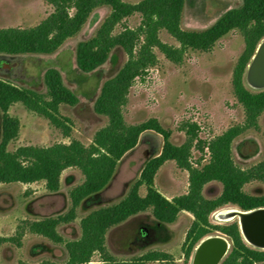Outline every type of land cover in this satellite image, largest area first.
Masks as SVG:
<instances>
[{
    "label": "trees",
    "instance_id": "trees-1",
    "mask_svg": "<svg viewBox=\"0 0 264 264\" xmlns=\"http://www.w3.org/2000/svg\"><path fill=\"white\" fill-rule=\"evenodd\" d=\"M44 1L53 8V12L36 27L0 29V55H53L67 40L81 32L95 10L106 7L110 14L96 35L77 46V67L85 74L93 73L107 63L117 48L124 51L128 60L119 73L102 86L94 111L107 118L108 124L96 133L88 147L72 141L68 145L20 147L9 152V145L18 139L21 129L19 119L10 115L12 106L23 105L69 138L72 122L61 115L60 108L75 107L79 99L64 85L61 74L55 69L45 74L46 95L18 88L0 79V184L44 182L48 192L58 193L62 175L67 169L76 168L84 177L83 183L70 193L72 206L66 215L33 222L28 229L55 244H64L57 233L58 226L72 223L82 203L110 185L120 161L138 146L141 137L155 133L163 139L161 154L148 161L121 202L95 211L82 221L81 239L65 243L69 256L66 264H90L95 253H106L105 238L110 229L148 211L158 223L166 225L175 223L180 213L193 216L194 222L183 245L185 264L200 242L215 234L224 236L231 244L230 252L221 264H264V251L247 245L237 222L228 225L210 222L212 214L227 206L242 211L264 208V196L254 197L244 192L247 184L264 181V162L245 171L235 165L232 156L234 141L248 130H259V120L264 114V91L251 92L245 86L247 67L264 39V0H242L241 7L226 12L212 27L202 32L182 29L186 0H142L135 4L124 0ZM135 15L141 18L139 27L131 29L124 26V21ZM119 26L123 29L116 33ZM162 31L175 39L179 47L164 43L160 38ZM233 31L240 32L245 42L232 77L234 95L245 112L243 125L233 126L221 136L207 141L200 138L198 124L187 122L180 128L186 135V141L176 146L171 142L172 131L165 129L157 119L137 125L126 123L124 109L130 90L138 80H145L149 70L158 65L156 50L178 65L183 63L189 51L211 52ZM194 150L201 154L196 161L198 165L208 155L207 163L201 168L194 166ZM167 162H175L179 169L189 174L187 194L172 200L160 194L155 186V178ZM212 182L220 183L223 191L217 199L207 200L203 191ZM142 188L146 190L144 197L140 195ZM22 234L16 238L0 235V249L7 243L20 246ZM167 260L166 254L150 253L140 261ZM104 264L115 263L110 260Z\"/></svg>",
    "mask_w": 264,
    "mask_h": 264
},
{
    "label": "rangeland",
    "instance_id": "rangeland-1",
    "mask_svg": "<svg viewBox=\"0 0 264 264\" xmlns=\"http://www.w3.org/2000/svg\"><path fill=\"white\" fill-rule=\"evenodd\" d=\"M124 1L135 4L142 0ZM241 6L242 0H186L181 27L185 31L202 32L212 27L226 12ZM52 12L53 8L44 0H0V29L33 28ZM109 14L110 9L106 7L95 10L81 32L67 40L53 55H0L1 80L46 95L45 74L55 69L61 74L64 85L79 99L75 107L60 108L61 115L72 122L69 138L23 105L12 106L10 115L19 119L21 129L18 139L9 145V152H15L20 147L68 145L72 141H79L88 147L96 133L107 126V118L97 115L94 105L103 84L119 73L128 57L122 49L117 48L105 65L85 74L77 67L76 49L79 43L96 35ZM140 23V16L135 15L126 19L124 26L136 29ZM122 29L123 26H119L116 33ZM160 38L168 45L179 47L165 31L160 33ZM244 48L243 35L233 31L220 40L211 52L189 51L183 63L178 65L156 50L158 65L149 70L145 80H138L130 90L124 109L126 123L137 125L157 119L165 129L172 131L171 142L176 146L186 141V135L180 128L187 122L198 124L201 128L200 138L207 141L221 136L233 126L243 125L245 112L234 95L232 77ZM245 86L251 92H260L251 87L246 78ZM1 124L0 112V141ZM162 149V137L155 133L144 134L138 146L120 161L110 185L100 194L85 200L72 223L58 226L57 233L64 244H55L32 233L28 225L57 219L70 211V193L84 181L78 169L70 168L63 173L58 193L48 192L44 182L0 184V235L16 238L23 233L20 246L7 243L1 247L0 264H66L69 256L65 243L81 239L82 221L95 211L121 202L148 161L159 156ZM232 156L235 165L245 171L264 162V114L259 120V130H248L234 141ZM200 157L201 154L194 150L195 167L201 168L207 163L208 155L201 165L196 164ZM155 186L160 194L172 200L187 194L189 174L179 169L175 162H167L159 170ZM222 191L220 183L212 182L205 187L203 195L207 200H215ZM244 192L254 197L264 196V181L247 184ZM140 195H146L145 188L140 190ZM214 214L210 217L213 225L235 223L217 222ZM193 222V216L185 212L180 213L177 221L170 225L158 223L151 211L139 214L107 232L106 253H95L90 264H104L110 260L115 264H185L183 245ZM212 236L222 237L230 244L222 235ZM230 249L231 244L227 255ZM195 251L188 264H192ZM214 252H200L195 258L196 263ZM150 253L166 254L168 260L140 261Z\"/></svg>",
    "mask_w": 264,
    "mask_h": 264
},
{
    "label": "water",
    "instance_id": "water-1",
    "mask_svg": "<svg viewBox=\"0 0 264 264\" xmlns=\"http://www.w3.org/2000/svg\"><path fill=\"white\" fill-rule=\"evenodd\" d=\"M245 78L251 87L259 91H264V39L259 43L255 55L247 67ZM239 211L244 214L253 213L251 217L244 222L243 226L238 224L244 241L253 249L264 251V208L252 211H242L239 209ZM209 237L213 236L204 238L200 244ZM223 240L228 246L227 249H229L230 244L225 239ZM227 249L216 250L212 244H206L200 252L209 250H215V252L212 256L208 255L204 259H199L197 264H221L224 257L227 255Z\"/></svg>",
    "mask_w": 264,
    "mask_h": 264
},
{
    "label": "bare ground",
    "instance_id": "bare-ground-1",
    "mask_svg": "<svg viewBox=\"0 0 264 264\" xmlns=\"http://www.w3.org/2000/svg\"><path fill=\"white\" fill-rule=\"evenodd\" d=\"M253 213H241L239 211V208L237 207H227L222 209L221 211L217 212L214 214L215 219L217 220V222H221V223H230V222H237L239 225L243 226L244 222L251 217ZM212 239H216L219 240L220 238L218 237H209L207 239H205L200 245H198L197 247V251H196V255L199 254L200 250L208 243H210L212 241ZM215 241V240H213ZM220 243V249H227V244L225 243V241L223 239L219 240ZM228 250V249H227Z\"/></svg>",
    "mask_w": 264,
    "mask_h": 264
},
{
    "label": "flooded vegetation",
    "instance_id": "flooded-vegetation-1",
    "mask_svg": "<svg viewBox=\"0 0 264 264\" xmlns=\"http://www.w3.org/2000/svg\"><path fill=\"white\" fill-rule=\"evenodd\" d=\"M213 237H218V236H213ZM218 238H220V237H218ZM220 239H222V238H220ZM219 239V240H220ZM213 240H215V241H213ZM219 240H216V239H212V241L210 242V243H208V244H212L215 248H216V250H221L220 249V245H219V243H220V241ZM219 242V243H218ZM198 247V246H197ZM196 251H197V249H196ZM196 251H195V254H194V257H193V260H192V264H197L196 263Z\"/></svg>",
    "mask_w": 264,
    "mask_h": 264
}]
</instances>
